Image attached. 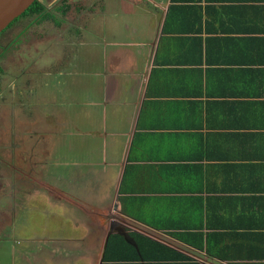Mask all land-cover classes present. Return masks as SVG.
I'll use <instances>...</instances> for the list:
<instances>
[{"label":"crops","instance_id":"0c3cea01","mask_svg":"<svg viewBox=\"0 0 264 264\" xmlns=\"http://www.w3.org/2000/svg\"><path fill=\"white\" fill-rule=\"evenodd\" d=\"M173 3L87 0L86 12L96 9L100 31L98 22H79L81 36L69 46L82 48V54L96 51L98 78L92 75L95 65H88L82 89L66 82L65 93L76 95L85 110L69 122L62 114L57 120L43 116L52 129L36 137L50 142L51 154L65 129L83 136L91 148L71 164L92 161L101 172L115 164L122 183L137 136L142 151L132 162L160 167L177 188L162 192L158 178H166L145 173V185L155 188L145 195H175L179 216L204 222V231L226 233L227 257L186 251L185 242L129 216L119 201L133 230L210 264H264V0H198L204 12L200 33L164 31ZM92 151L100 158H85ZM182 167L186 183L177 175ZM148 211L152 220L164 214Z\"/></svg>","mask_w":264,"mask_h":264},{"label":"flooded vegetation","instance_id":"af4514ba","mask_svg":"<svg viewBox=\"0 0 264 264\" xmlns=\"http://www.w3.org/2000/svg\"><path fill=\"white\" fill-rule=\"evenodd\" d=\"M86 3L87 0H39L40 7L37 6L39 9L25 11L0 33V91L6 93L7 89L10 90V87L14 86L12 84L15 83L14 80L16 78H13L12 74L18 73L17 76L18 78L20 77L21 82H23L22 78L24 77L31 80L34 77L35 85L32 86L28 97L43 111V114L40 115L41 117L52 114L51 117L57 120V116L59 117L62 114L67 117L66 121L69 122L73 115H79L81 111L85 110V106L76 95L65 93L66 88L64 85L67 82L68 86L82 89L81 81L88 76L87 68L92 65H95V69L98 67L96 51L91 50L87 54L84 51L82 54V48L76 47V50L74 47L69 46L70 39L81 36L80 29L82 27L80 23L85 20L93 23L98 22V31H100L101 21L96 9L91 14L87 13ZM76 18L79 19L78 22H76ZM86 41L88 42L90 39ZM86 41H84L85 44ZM59 45L63 46L62 50L64 52L62 54L58 53L60 48H57V46ZM111 45L112 43L108 46L110 47ZM11 65H16L14 72L12 71L14 68L9 70ZM99 71L100 68L94 70L92 73L94 78H98ZM42 87H47V97L43 93ZM15 89L19 90L20 94L25 91L22 87L20 89L19 85H16ZM15 89L14 87L12 88L14 92H16ZM6 94L8 95V92ZM16 94L18 93L16 92ZM9 99L11 98L9 97ZM57 101L60 102V108L51 112V107L54 103L57 104ZM16 112L18 114V111ZM25 112L31 114L30 108H25ZM25 116L22 115V117L26 118ZM40 116H37V113L31 116L33 117L31 124L33 125V128L31 127L33 131L29 135L35 138L38 134L49 135V129H52L50 126L51 121H48L50 119L47 120L43 117L39 121ZM55 130L57 129L55 128L50 135H53ZM12 144L6 153H2L3 156L8 155L10 157L12 162H9V169L12 173L10 176H6L9 174L5 173L4 178H0V216L3 217L6 213L4 210L5 205H8L7 209L12 206L15 211L13 217L7 218L9 222L18 220L16 219L17 208L20 209V215L26 213L27 199L22 198L23 194H20L19 197L17 196L18 193L16 191L19 187L20 192H26L27 194L39 191L52 202V205L54 202L60 201L74 205L78 211L67 210V214H73L70 220L72 224L82 228L83 234L80 236L73 235V237L66 235L58 239L52 236L51 238H46V241L59 242V244L58 246L55 244L50 246H54L53 250L55 248L56 252H47L50 247L46 248L47 250L44 252L48 253L52 258H56L57 264H63L68 260L72 261V264H76L77 259L83 258H89L92 261L96 259L98 264L102 255L105 236L112 226L111 222L112 220L117 221L119 216H121L120 205L118 209L115 208L117 201L120 204V189L122 185L119 179V166H117L118 170H115L111 166L106 165L101 172L98 169L99 167L92 161L83 162L80 166L79 164H71L70 161L64 166L59 165L60 170H57L52 165L54 162L51 163V160L48 159L50 152L46 151L45 155H42L41 152V156L37 155V145L32 143L33 155L26 156L24 154L21 156L23 157L22 162V159H20V148H17L14 143ZM96 147L99 148L98 146ZM96 147L93 149H96ZM96 154L97 151H92L90 159H93ZM112 170L115 172H111ZM80 171L83 174L82 178L79 175ZM77 179H79V182H77ZM65 196L72 197L83 203L87 209L95 214L98 213V209L102 208H111V211L106 218L99 214L94 215V213L91 214L74 204ZM105 221L107 226H105ZM124 225L126 228H131L129 229L130 232L133 230L132 225L129 226L128 223H124ZM1 226L0 220V229ZM13 239H16V237H13ZM39 240L43 242L42 238ZM73 241H80V243L75 247L71 244ZM95 241L98 244L100 243V245L98 247L97 245L89 247ZM0 243L1 246H4L3 241ZM13 248L15 253L13 254L12 264H15L18 259L20 264L19 236ZM74 248L78 252L74 253ZM71 252L72 256L69 257ZM25 259L29 260L26 255ZM41 260L37 259L35 263L38 264ZM90 264H93V262Z\"/></svg>","mask_w":264,"mask_h":264},{"label":"rangeland","instance_id":"374dc122","mask_svg":"<svg viewBox=\"0 0 264 264\" xmlns=\"http://www.w3.org/2000/svg\"><path fill=\"white\" fill-rule=\"evenodd\" d=\"M13 68L14 70L12 71L14 72L16 70V65H11L9 67V70ZM15 74L16 73L12 74L13 78L16 77L14 80L15 83L12 84L14 85V89L16 85H19L20 89L22 87L23 89H25V91L20 94L19 90L15 89L18 93L16 94V92L12 90L13 87H10V90L7 89L6 93L8 92V95L0 91V178L2 179L4 178L5 173L9 174L6 176H10V174L12 173V171L9 169V162H12L10 160V157L8 155H5L7 157L2 155L3 152L6 153L9 150V148L13 145L12 143H14L17 148H20V159L23 158L21 156H23L24 154L26 156L33 155L32 143L37 145L36 154L40 156L41 152L42 155H45L47 147L50 143L45 138H40L39 142V139L37 137L35 138L29 135L33 131V125H31L33 122V117L31 116L35 113H37V116H40L41 113L43 114L41 108H38L28 97V93L30 92V90H32V86L35 85L34 77H32V80L28 79L27 77H21L23 80V82H21L20 77L18 78L17 76L18 73L16 75ZM46 89L47 87H42V91L47 97ZM13 92L14 95L12 96ZM9 97L11 99H9ZM27 107L30 108L31 114L25 112V108ZM16 111H18V114ZM22 115H26V118L22 117ZM22 124L24 125L22 126ZM57 136L56 152L52 150L53 152L51 151V154L48 155V159L51 160V163L54 162V164L52 163V165H54L53 167H55V169L57 170H60V168L58 169L57 164L64 166L69 161L83 156L91 148V144L86 142L83 136L80 137V135L72 133L68 129H65L64 132L60 133ZM139 142L141 141L137 140L138 146L140 145ZM136 151L141 153L142 150L135 148L131 151L132 155H134ZM110 153L116 155V153L113 151H111ZM96 156L100 158L98 153L96 154ZM85 158L90 159V154H87ZM111 167L112 169L117 170L116 165H112ZM111 172L115 171L112 170ZM77 182H79V179H77ZM16 192L18 193V197L20 196V194H23L24 196H22V198L24 197L27 199V203L25 206L27 209L26 213H22L20 215V209L17 208L16 219L18 220L16 222H9L7 218L9 219L13 217V213L15 211L12 209V206L7 209L8 205H5L4 210L6 211V213L3 217L0 216V220L2 223L0 229V242L3 241L4 243V246H1L0 243V264H12L13 254L15 253L13 245H15V241L18 236L20 238V264H36L35 261L37 262V259H42L38 264H57L56 258H52L48 253H45L44 251L47 250L46 248L50 247L51 245L55 244L58 246L59 242H49L46 241V238H51L52 236L53 238L58 239L66 235L70 237H73V235H82V228H80L79 226H75L70 220L73 214H71L70 212H68L70 214H67V210L78 211L77 208L67 202L62 203V201L54 202L52 205V202L49 201L47 197H44L43 194L39 191L27 194L26 192H20L19 187L17 188ZM128 219L129 217L127 218V220ZM128 225L134 226L129 221ZM141 225L144 228V224H142V222ZM127 229L129 230L131 228L128 227ZM13 237H16V239H13ZM40 238L43 239V242L39 240ZM79 243L80 241H73V243L71 244L77 247ZM92 245H97L98 247L100 243L98 244V242L95 241L91 243L89 247ZM1 247H3V249H1ZM53 247L54 246L50 247L47 252H56L57 250H55V248L53 250ZM73 250L74 253L78 252L76 251V248H74ZM186 251L190 252L188 249H186ZM25 255L29 258L28 261L25 259ZM70 256H72V252L69 253V257ZM68 261L64 262L63 264L73 263L72 261H70L71 263ZM91 261L92 260L89 258L77 259L76 264H90L92 262L93 264H97L98 262L96 259H94L92 262ZM15 264H19V259Z\"/></svg>","mask_w":264,"mask_h":264},{"label":"trees","instance_id":"16d2710c","mask_svg":"<svg viewBox=\"0 0 264 264\" xmlns=\"http://www.w3.org/2000/svg\"><path fill=\"white\" fill-rule=\"evenodd\" d=\"M173 2L164 31L202 32L204 28L203 5L198 4V0H173ZM37 6H39V0H35L26 11L39 9L40 6ZM175 16L181 17L180 20L182 21L175 22ZM189 42L191 43L192 40ZM190 46L193 45L190 44ZM137 140L136 136L132 146L133 149L138 148ZM130 160L131 162L127 164L120 189V201L122 202L123 211L129 216L150 224L158 230H165L167 234L178 238L182 243L185 242L183 244L184 248L188 250H192L193 247L205 250L206 254L217 256L221 259L227 257V248L225 247L228 240H226V233L210 230L204 231V222L198 223L193 221V217L189 215L179 216L180 210L177 209L178 200L175 195L156 197L145 195V192L155 189L148 188L145 185L143 181L145 173L150 174L156 180L162 176L166 178L165 184L158 178L161 184L157 189L162 192L171 193L174 192V189H177L174 188L176 186L175 178L171 177L168 180V176L164 175L162 171L160 172V167H156V165L150 168L148 164L132 162V160H135L133 155H131ZM186 169V167H182L180 168V172L177 173L181 177V180H183V183L187 182L185 181L187 177ZM152 171L153 173H150ZM182 177L184 178L182 179ZM170 185H173V188ZM184 189L189 190V188ZM153 202H156L157 205H153ZM148 209L150 211L161 210L164 214H158L159 219L152 220L148 218V213H150ZM130 234L137 245L128 241L120 233H113L110 236L103 264H210L209 262L199 261L196 257L184 252V250L173 247L149 234L136 230H132ZM211 240L215 241V243H211Z\"/></svg>","mask_w":264,"mask_h":264},{"label":"water","instance_id":"95a60500","mask_svg":"<svg viewBox=\"0 0 264 264\" xmlns=\"http://www.w3.org/2000/svg\"><path fill=\"white\" fill-rule=\"evenodd\" d=\"M34 1L35 0H0V33L12 21H14L17 17H19L22 13H24ZM65 197L68 198L74 204H76V205L80 206L81 208H83L85 211H87V212H89L91 214L94 213L91 210L87 209V207L83 203L78 202L74 198L69 197V196H65ZM115 208H117V209L119 208L118 201L115 203ZM110 211H111V208H107V209L102 208V209H98V213L96 212L97 214L94 213V215H98L99 214V215H102L104 218H106V217H108ZM120 213H121V216H119L117 221L116 220H112V222H111L112 226H111V228L109 229L108 233L105 236L103 251H102V255H101V258H100V261H99L98 264H103V262H104L106 247H107L109 238H110L112 233H120V234L124 235L125 238L128 241H130V242L134 243L135 245H137V243L134 241V239L131 238L130 231L124 225V223H128L129 219L127 220V218L129 216H127L122 211L121 207H120ZM106 221L104 222L105 226H107V222ZM139 231L145 233L141 229H139Z\"/></svg>","mask_w":264,"mask_h":264}]
</instances>
